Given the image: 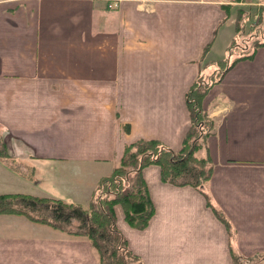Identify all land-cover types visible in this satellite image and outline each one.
I'll return each mask as SVG.
<instances>
[{"label":"crops","instance_id":"0c3cea01","mask_svg":"<svg viewBox=\"0 0 264 264\" xmlns=\"http://www.w3.org/2000/svg\"><path fill=\"white\" fill-rule=\"evenodd\" d=\"M263 9L264 0H0V195L68 197L88 210L128 145L182 149L201 78L214 128L195 157L210 177L178 186L160 166L144 168L155 213L133 228L116 205V225L142 264H263L264 46L226 60L238 25L248 37ZM42 169L49 186L35 181ZM99 258L87 237L0 214V264Z\"/></svg>","mask_w":264,"mask_h":264},{"label":"trees","instance_id":"16d2710c","mask_svg":"<svg viewBox=\"0 0 264 264\" xmlns=\"http://www.w3.org/2000/svg\"><path fill=\"white\" fill-rule=\"evenodd\" d=\"M251 24L248 37L242 34L243 27L238 25L240 36L234 39L230 54L240 50L242 53L238 58H247L258 47L264 46V9L260 11L258 22ZM240 38L242 42H238ZM211 86L201 84L200 78L188 95L192 126L182 149L174 151L156 140H139L128 145L120 166L111 176L101 179L94 202L88 210L79 204L62 200L8 194L0 195V214L24 215L34 222L51 225L69 235L87 237L99 253V264H142L116 226L115 206H122L131 227L144 229L155 213L142 175L144 168L160 166L162 180L178 186L200 187L208 180L211 175V167H207L209 161L198 159L195 154L201 149L200 141L205 142L214 128V122L202 106ZM5 157H8L6 145L0 140V158ZM237 262L238 258L235 259Z\"/></svg>","mask_w":264,"mask_h":264},{"label":"rangeland","instance_id":"374dc122","mask_svg":"<svg viewBox=\"0 0 264 264\" xmlns=\"http://www.w3.org/2000/svg\"><path fill=\"white\" fill-rule=\"evenodd\" d=\"M250 23H247V27H249ZM232 48V47H231ZM231 48L228 50V53L226 54V60H229L231 58L230 55V51ZM229 58V59H228ZM220 76V75H219ZM219 78V77H218ZM217 79V78H216ZM9 150V149H8ZM37 171V169H33L31 170V174H29V176H31L32 179H34V175ZM35 181H39L40 182V187H44V186H49L51 185V180H50V173L46 170V169H42L39 171V173L35 176ZM59 186V185H57ZM53 187H55L53 185ZM56 188V187H55ZM62 194V193H59ZM64 199V200H63ZM63 199H61L62 201H64L65 203H71L70 199L68 197H63ZM83 206V205H82ZM84 207V206H83ZM85 208V207H84ZM117 226V225H116ZM264 261V259H263ZM264 264V263H263Z\"/></svg>","mask_w":264,"mask_h":264},{"label":"built area","instance_id":"2783aa9c","mask_svg":"<svg viewBox=\"0 0 264 264\" xmlns=\"http://www.w3.org/2000/svg\"><path fill=\"white\" fill-rule=\"evenodd\" d=\"M256 18H258V17H256Z\"/></svg>","mask_w":264,"mask_h":264}]
</instances>
